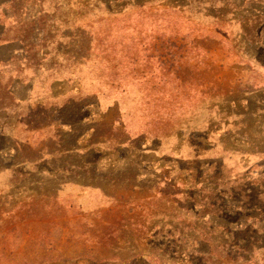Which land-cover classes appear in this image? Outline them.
Instances as JSON below:
<instances>
[{
    "label": "rangeland",
    "instance_id": "1",
    "mask_svg": "<svg viewBox=\"0 0 264 264\" xmlns=\"http://www.w3.org/2000/svg\"><path fill=\"white\" fill-rule=\"evenodd\" d=\"M59 1L65 6L61 3L55 13L58 17L74 19L76 15L91 16V6H80L74 0ZM106 1L90 0V3L97 2L105 7L113 1L115 9L118 5H125L123 0L119 4L114 3L115 0ZM175 1L180 0H165L162 3L156 0L151 3L144 20H139V15L132 9L130 14L112 21L113 29L122 32L113 34L106 42V46H110L113 38L115 50L111 55L107 49L87 55L81 48L69 45L70 49H76L72 54L77 56L80 66H65L70 64L57 57L55 51L64 47L61 35L66 32L64 27L55 30L46 23V41L42 42L43 46L46 43L48 53L46 63L52 66L53 74L60 66L61 69L74 70L68 87L87 92L89 104L96 105L94 114L108 115L106 123L121 119L131 134H140L145 125L149 128L151 124L154 128V124H159L157 121L168 119L172 124L170 129L179 131L183 137L190 132H194L197 138L207 134L211 143L223 135L224 144L232 150L236 145L243 146L244 151L249 147L253 150L252 146L264 150V57L259 50L257 60L245 52H255L254 43L264 41V19L257 23L262 32L258 28L254 30L250 20L249 23L242 22L247 5L241 0H221L228 4L227 9L231 13H223V22L209 25L202 19L203 12L196 0L190 4L174 5ZM206 1L209 5L211 0ZM221 4H214L210 16H216L214 13ZM53 5L54 2H45L43 9L54 11ZM234 6L238 8L234 10ZM175 7H179L181 14L166 13L163 16L170 25L167 31L174 38L171 41L179 48L176 56L165 57L163 51L169 46L163 45L159 54L149 52V55L160 56L158 60L140 59L139 43L141 41L145 45V42L139 39V29L133 34L124 32V25L137 20L148 23L161 15L156 11H169ZM25 9L34 15L40 5L33 3L19 10ZM8 20H5L7 26ZM97 25L104 27L105 24ZM83 26L77 21L75 28L79 32ZM130 41L133 55H122L121 45ZM85 43L88 45V42ZM30 73L31 70L27 74ZM63 75L69 74L63 72ZM86 79L88 82L85 85ZM77 82L81 84L77 85ZM63 89L65 92L67 86ZM54 92L62 93V90ZM39 93L43 95L45 92L40 90ZM31 112L40 113L35 108ZM239 113L244 114L242 122L247 124L248 129L240 127ZM88 114L89 111L82 113ZM222 115L224 117L221 118ZM4 123L3 128L11 141L16 136L23 147L27 140L26 145L31 148L32 152L27 150L28 153H24L22 148L19 157L42 148L44 133L36 124L30 126L26 123L21 131L13 133L14 127L10 125L14 121L8 119L9 125ZM226 123L232 124L234 135ZM161 124L164 123H160L159 127ZM123 125L118 124L119 127ZM215 130L217 132L211 134ZM148 139V148L157 151L153 155L155 158L161 161L167 156L172 161L180 160V168H177L181 171L179 184L186 177L185 168L221 162L211 161L219 159L213 149L200 152V156L196 157L194 152H190L192 147L183 144V141L179 151L172 152L170 143L156 147L152 137ZM49 148L53 150L51 143ZM145 153L150 154L151 151ZM127 154L126 151L120 152L122 159L117 161L111 156L113 165L108 163L98 168L94 165L65 174L58 170L50 171V168L56 167L54 161L59 159L35 171H26L28 176H14L15 179H12L8 169L0 171V264H201L189 255H180L175 244L168 246L166 242L171 222L179 231L184 229V233L193 234L185 230L194 221L187 218L190 205L179 195L181 187L173 188L160 180L163 175L167 177L169 171L161 170L160 163L155 159L153 164L144 165L145 168L138 171L130 163L134 159ZM221 157L231 178L244 173L264 177V156ZM194 158L197 160L194 161ZM8 162L3 160L2 163ZM150 173L155 177L148 176ZM10 185L13 187L10 188ZM263 246L262 236L260 247ZM216 255L218 258L213 259L211 264H218L219 260V264H230L232 259L226 260L228 257H239L236 264H264V248H257L256 254L249 256L220 252ZM206 264L210 263L206 261Z\"/></svg>",
    "mask_w": 264,
    "mask_h": 264
},
{
    "label": "trees",
    "instance_id": "2",
    "mask_svg": "<svg viewBox=\"0 0 264 264\" xmlns=\"http://www.w3.org/2000/svg\"><path fill=\"white\" fill-rule=\"evenodd\" d=\"M74 1L80 6L81 4L91 6L92 9L89 10L91 16L76 15L74 19L58 17L55 13L63 4L59 0H0V69L3 71L0 70V122H2L0 123V171L8 169L12 179H15L19 175L28 176L26 171H35L38 167H44L43 165L52 163V160L59 159V161H54L56 167L50 168V171L58 170L65 174L73 170H86L94 165L97 168L108 163L113 165L114 161H112L111 156H114L115 161H117V159H122L119 153L124 151L134 159L130 163L138 171H141L145 168L144 165H150L155 159L160 163L161 170L167 169L166 171H169L166 173L167 177L163 175L160 180L173 188L181 187L178 189L180 191L178 194L190 205L191 213L187 212V218L194 221L190 227L185 229L193 234L184 233V229L179 231L178 227L174 228L171 222L169 225L171 229L168 232V237H166L168 246L175 244L177 253L189 255L193 261H199L201 264H206V261L211 264L213 259L218 258L216 255L218 252L222 254L231 253L234 256L255 255L257 248H264V246L260 247V239L262 236L264 237V177L244 173L242 176L231 178L226 170L227 166H223L222 162L224 161H222L221 156L230 155V158L235 155L241 158L245 156L258 157L264 156V150L252 146L253 150L249 147L244 151L243 146L240 145H236L238 150L236 148L232 150L224 144L223 135H220L216 142L211 141V143L210 139H207V134L197 138L194 137V132H190L183 137L179 131L174 132L170 129L172 124L168 119L164 122L157 121L159 124L164 123L161 124V127L158 123L154 124V128L151 124L149 128L145 125L144 131L140 134H131L121 119L106 123L108 115L94 114L93 109L96 105L89 104L87 92L85 93L80 88L76 90L74 89L76 87H68L75 71L66 67L61 69V66L58 67L54 64L53 66L58 67V69L53 74L51 72L52 66L47 65L46 43L44 46L42 44L46 41L44 36L45 24L48 23V26L55 30L64 27L66 33L61 35L64 38V47L55 53L64 63L70 64L65 66H80L77 62V56L72 54L76 49H70L72 44L79 49L81 48L87 55L89 53L92 55V52L95 51L103 52L104 49H107L108 54L111 55L115 50L113 38L110 46H106V42L113 34L118 35L122 32L117 28L114 30L111 22H116L119 17H123L127 13L130 14L132 9H134V13L139 15V20H144L147 18L145 12L156 0H123L125 5L123 7L118 5L117 9L112 6L113 1L107 3L105 7L97 2L91 4L90 0ZM159 1L162 3L165 0ZM192 1L194 0H180L173 4H188V2L190 4ZM196 1L201 6L202 19L209 25L223 22V13H231L227 9L228 4L221 0L208 1L209 5H206V0ZM241 1L248 6V9L243 11L242 22L245 24L246 22L249 23L250 20L253 29L258 28L257 30L262 32L257 23L264 19V0ZM45 2H54V11L44 10L43 4ZM116 2L119 4L120 0H115L114 3ZM33 3L40 5L39 11L34 15L28 9L19 10L20 7ZM219 3L222 4L214 13L216 16H210L211 11L215 8L214 4ZM63 6L65 5L63 4ZM178 8L175 7L172 10L170 8L169 11H156L161 15H157L148 23L137 20L136 22H127L124 25V32H132L133 34L139 29L137 32L139 39L145 42V45H142L141 41L139 43L140 59L144 61L145 59L158 60L160 56L149 55V52L153 51L159 54L163 50V45L169 46L165 47V51H163L165 57L176 56V51L179 48L176 47L174 41H171L174 38L172 39L169 31H167L170 25L166 23L163 14H181ZM237 8L238 6H234L233 9L236 10ZM5 20L9 21V27ZM77 21L84 25L79 32L75 28ZM103 22L104 27L96 26V24ZM85 42H88V45ZM254 44H256L254 45L256 51H245L246 54H250L252 59L257 60V52L260 51V55L264 57V41ZM69 45L71 46L68 47ZM121 48L120 53L122 55H133L131 41L130 43H123ZM84 61H88V59ZM159 63L161 65V62ZM30 70L31 73L28 75ZM63 72H67L69 75H63ZM86 82H88L87 79L85 85ZM78 84L81 83L77 82ZM44 85L46 87H43ZM63 86H67L65 92ZM108 88L110 89L112 86H108ZM60 89L62 93L54 92V90ZM40 90L45 93L40 95ZM33 108L36 111L39 110L40 113L31 112ZM243 110L246 111V109ZM84 111H89V114L82 115ZM243 117L244 114L239 113L240 127H244L246 124L242 122ZM8 119L11 122L14 121V124L10 125V127H14L13 133L21 131L22 126L26 123L30 126L36 124L38 129H42L44 133L42 148L35 150L34 153L25 154L24 157H19L18 154L22 148L25 150L24 153L32 151L26 145L27 140H25L24 147L22 141L17 142L15 135L14 140L11 141L3 128L4 121L7 123ZM7 124L9 125V123ZM118 124L123 125L124 129ZM226 125L229 126L230 133L234 135L232 124L226 123ZM246 128L248 129V127ZM240 131L237 130L236 132ZM214 132L217 130L211 134ZM149 137H152V142L156 144V147L170 143L172 152H178L179 148L186 144L192 147L190 152H194L196 157L200 156V152L216 150L219 159L211 161L221 162L218 164L207 162L208 165L185 168L186 177L184 182L179 184L181 171H178L177 168H180L178 165L180 160L172 161L167 156L163 157L161 161L159 158H155L153 155L157 152L156 149L152 151L148 148ZM182 141L183 144H181ZM49 143H51L53 150L49 148ZM150 151V154L145 153ZM180 158L183 159L182 156ZM195 158L194 161L197 160ZM3 160H9V162L2 163ZM49 173L48 171L47 174ZM152 173L148 176L155 177ZM143 181L147 182V180ZM77 184L79 185V183ZM12 187L13 185H10V188ZM12 195L14 196L13 193ZM230 259H232L230 264H236L239 261V257H228L226 260L229 261ZM219 262L220 260L218 264ZM192 263L194 264V262Z\"/></svg>",
    "mask_w": 264,
    "mask_h": 264
}]
</instances>
